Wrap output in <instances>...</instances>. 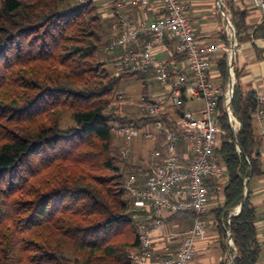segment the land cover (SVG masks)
Returning <instances> with one entry per match:
<instances>
[{
    "label": "trees",
    "instance_id": "obj_1",
    "mask_svg": "<svg viewBox=\"0 0 264 264\" xmlns=\"http://www.w3.org/2000/svg\"><path fill=\"white\" fill-rule=\"evenodd\" d=\"M223 4L238 45L264 40V13L249 27L246 9ZM106 36L96 0H0V264H133L139 211L125 183L141 167L121 155L111 130L153 123L140 108L139 117L114 110L123 79L132 77L142 81L145 104H155L153 78L110 72L99 58L113 40ZM220 38L229 46L225 31ZM255 51L264 56V48ZM217 70L225 88L226 54ZM234 72L231 108L241 128L235 142L221 101L225 134L217 151L227 181L208 179L209 198L217 200L209 212L223 252L230 233L232 264H257L262 245L250 183L264 177V140L253 125L256 92L243 91L242 70Z\"/></svg>",
    "mask_w": 264,
    "mask_h": 264
},
{
    "label": "built area",
    "instance_id": "obj_2",
    "mask_svg": "<svg viewBox=\"0 0 264 264\" xmlns=\"http://www.w3.org/2000/svg\"><path fill=\"white\" fill-rule=\"evenodd\" d=\"M250 1L264 13V0ZM111 5L112 16L119 21L121 31L106 51L120 53L116 57L117 74L123 70L148 71L159 88L151 97L155 104H145V98H140V110L154 118L153 123L140 128L115 126L118 136L127 145L120 150L123 157L129 154L130 144L137 139L151 141L154 145L153 163L148 167L140 166L128 175L125 183L126 193L139 211L135 224L140 247L130 259L133 264H193L197 240L205 230L216 225L215 220L204 219L210 199L207 181H227L226 167L217 151L225 134L219 121L221 101L235 142L241 128L231 108L239 47L235 29L226 15L227 19L223 20L229 46L202 44L192 26L188 7L181 0H112ZM153 6L158 10L154 19L144 16L133 23L123 14L128 7L145 13ZM166 51L168 58L157 57ZM219 52L227 55L225 88L218 76L215 54ZM255 92L259 107L254 119L264 140V79ZM196 102L202 106L196 108ZM114 110H118L117 105ZM247 180L244 179L245 185ZM246 191L245 187L244 193ZM179 214L191 215L192 227L174 252L167 243L157 249L155 233L162 234L166 220ZM236 214L235 208L229 218ZM229 218L226 225L230 224ZM227 237L228 245L234 249L229 231Z\"/></svg>",
    "mask_w": 264,
    "mask_h": 264
},
{
    "label": "crops",
    "instance_id": "obj_3",
    "mask_svg": "<svg viewBox=\"0 0 264 264\" xmlns=\"http://www.w3.org/2000/svg\"><path fill=\"white\" fill-rule=\"evenodd\" d=\"M181 1H183L188 7V13L198 41L202 44H222L220 37L225 30L221 31V27L219 25L218 17H220L219 15L221 13L216 0ZM234 2L239 8L247 10V24L249 27H253L261 22L263 15L262 12L260 9L255 8L250 0H234ZM111 4L112 0H106L100 6V12H102V17L110 36L109 38L114 39L119 35L121 28L119 21L112 16ZM156 10L157 8L153 6L150 10L142 13L134 7H128L124 9L123 14L130 18L131 22L138 23L144 16L148 19H154L157 16ZM255 47L258 49L264 48V40H256L252 43L248 42L240 44L235 59V66L239 67L243 73L241 80L246 81L249 85H251L253 90L260 86L264 79V56L259 58L258 53L255 51ZM222 54L223 53H220L219 57ZM105 55L106 57H109L107 63H111L113 67L112 69L117 74L119 72V68L116 57L120 55L119 51L116 54L107 53ZM157 57L165 59L169 57V53L168 51L161 52ZM219 57H217V59ZM152 92L155 93L157 90L153 88ZM253 125L256 133L259 134V124L254 121ZM262 159L264 162V149L262 150ZM252 182L251 199L252 205L255 207L257 214L256 228L258 232V240L262 245V250L257 264H264V183L263 179L254 180ZM209 211L210 209H208L206 220L213 221V215L210 214ZM192 225L193 217L189 214H179L169 218L168 221L165 222L162 229L163 233H155L154 235L156 248L159 249L161 245L167 243L171 251L174 252L179 247L185 233L192 227ZM177 228H181L183 230V234L178 240L170 237V235H172V233L175 232L174 230ZM230 249L231 247L229 246L228 251L223 252L216 225H213L209 228V230H205L197 240L193 264H223L227 258V264H230L231 260H233Z\"/></svg>",
    "mask_w": 264,
    "mask_h": 264
},
{
    "label": "rangeland",
    "instance_id": "obj_4",
    "mask_svg": "<svg viewBox=\"0 0 264 264\" xmlns=\"http://www.w3.org/2000/svg\"><path fill=\"white\" fill-rule=\"evenodd\" d=\"M86 0H79V2L83 3ZM106 0H96V3L99 5V8H101L100 6L105 2ZM223 2V0H222ZM224 5V4H223ZM224 10H225V6H224ZM225 13L226 10H225ZM102 15V12H101ZM227 15V14H226ZM229 16V14L227 15ZM103 18V17H102ZM218 21H219V25L221 27V31L226 30V23L223 20V16L221 15V17H218ZM230 19V16H229ZM109 34H108V30H107V36L105 38V41H109ZM107 51H105V49H103V51L99 52V58L100 60L105 64V67L110 71V72H114V70L112 69V65L111 63H107V60L109 59V57L106 55ZM220 53L215 54V58L219 57ZM112 59V57H111ZM148 77H150V75H148ZM148 83L149 85L152 86V89L156 88V84L154 83L153 79L148 78ZM246 81L241 80V86L243 91L248 92L250 90H253V87L251 85H249ZM121 94H122V99L120 101V105L118 106L121 110V113H123L124 115H128L129 117H139L141 115V112L139 110L140 108V98L142 96V94L144 93L143 91V85H142V81L138 80L136 77H132V78H126L123 79L122 84H121ZM151 89V90H152ZM194 106L196 108L201 107L202 103L200 102H196L194 103ZM118 108V109H119ZM115 126L114 129L111 130V136L113 139V143L115 145L116 148L119 149H124L127 148V145L125 144V142L118 136L116 130H115ZM153 143L151 141L148 140H144V139H137L134 142H132V144H130L129 146V154L126 156L127 157V161L128 163H130V165L133 166H146L148 167L150 164L153 163V159L151 157V153L153 150ZM253 184V182L250 183V186ZM247 192V191H246ZM210 196H214V194H210ZM130 197L127 195V199H129ZM213 198V197H212ZM217 200L216 199H209V209H212L213 207H215ZM204 219H207V215L204 217ZM209 230V229H208ZM175 232L172 233V235H170L171 238H176L177 240L182 236L183 234V230L181 228H177L174 230Z\"/></svg>",
    "mask_w": 264,
    "mask_h": 264
},
{
    "label": "water",
    "instance_id": "obj_5",
    "mask_svg": "<svg viewBox=\"0 0 264 264\" xmlns=\"http://www.w3.org/2000/svg\"><path fill=\"white\" fill-rule=\"evenodd\" d=\"M216 2H217V5H218V8H219L221 15L223 16L224 19H227L222 0H216ZM245 195H246V193H244V196ZM243 204H244V201H242L241 204L239 205V207L236 208L237 214L240 212L241 208L243 207ZM230 264H232V260H231Z\"/></svg>",
    "mask_w": 264,
    "mask_h": 264
}]
</instances>
